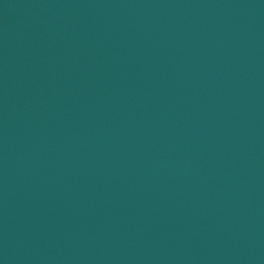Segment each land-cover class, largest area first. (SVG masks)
Returning <instances> with one entry per match:
<instances>
[{
	"label": "water",
	"instance_id": "obj_1",
	"mask_svg": "<svg viewBox=\"0 0 264 264\" xmlns=\"http://www.w3.org/2000/svg\"><path fill=\"white\" fill-rule=\"evenodd\" d=\"M0 264H264V0H0Z\"/></svg>",
	"mask_w": 264,
	"mask_h": 264
}]
</instances>
